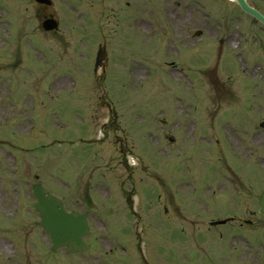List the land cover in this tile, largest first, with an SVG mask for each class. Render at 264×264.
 <instances>
[{"label":"rangeland","instance_id":"obj_1","mask_svg":"<svg viewBox=\"0 0 264 264\" xmlns=\"http://www.w3.org/2000/svg\"><path fill=\"white\" fill-rule=\"evenodd\" d=\"M51 1L0 0V264H264L257 26L231 0ZM36 182L90 247L50 250Z\"/></svg>","mask_w":264,"mask_h":264},{"label":"water","instance_id":"obj_2","mask_svg":"<svg viewBox=\"0 0 264 264\" xmlns=\"http://www.w3.org/2000/svg\"><path fill=\"white\" fill-rule=\"evenodd\" d=\"M38 1L48 2L47 0ZM237 1L245 11L254 14L264 22V18L248 7L244 0ZM44 24L49 27L55 26L52 21H46ZM33 194L36 198L33 205L40 216L38 224L49 233L53 244L52 248L56 249L65 245L70 251H74L85 247L83 236L89 232L86 215L76 211L67 212L64 209V202L40 185L33 187ZM258 204L259 210L264 213V190Z\"/></svg>","mask_w":264,"mask_h":264},{"label":"flooded vegetation","instance_id":"obj_3","mask_svg":"<svg viewBox=\"0 0 264 264\" xmlns=\"http://www.w3.org/2000/svg\"><path fill=\"white\" fill-rule=\"evenodd\" d=\"M246 1L250 6L257 9L261 14L264 15V0H246ZM238 13L243 14V12L240 9H238ZM250 19L252 23H258L255 19L253 18H250ZM260 28L261 30L264 31V27L261 24H260ZM248 169L252 170V166L249 165Z\"/></svg>","mask_w":264,"mask_h":264}]
</instances>
